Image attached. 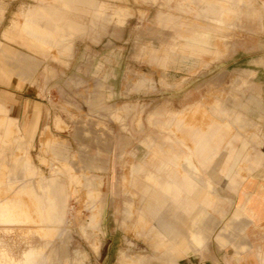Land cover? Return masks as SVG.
Segmentation results:
<instances>
[{
    "label": "rangeland",
    "instance_id": "374dc122",
    "mask_svg": "<svg viewBox=\"0 0 264 264\" xmlns=\"http://www.w3.org/2000/svg\"><path fill=\"white\" fill-rule=\"evenodd\" d=\"M104 1L109 5L97 15L111 20L103 28L67 36L70 49L47 45L37 54L1 36L36 1L0 0V41L40 60L21 86L2 65L0 207L20 220L0 224V253L21 264H104L101 254L110 247L107 264H204L203 253L214 247L221 264H264V223L232 217L249 181L264 201V0L224 2L231 7L222 15L223 38L213 37L209 52L192 57L179 47L207 23L197 10L202 0ZM225 107L247 115L261 164L236 184L217 175L225 150L219 154L204 174L219 203L208 209L203 244L173 259L126 218L130 163L146 153L180 156L186 129L204 127ZM35 110L37 129L26 143L16 124L21 128Z\"/></svg>",
    "mask_w": 264,
    "mask_h": 264
},
{
    "label": "crops",
    "instance_id": "0c3cea01",
    "mask_svg": "<svg viewBox=\"0 0 264 264\" xmlns=\"http://www.w3.org/2000/svg\"><path fill=\"white\" fill-rule=\"evenodd\" d=\"M35 1V5L22 8L10 19L1 36L37 54H45L47 45H63L70 49L72 39L67 36L95 32L111 20L109 15H97L96 10L107 4L104 0ZM202 1L203 4L197 10L199 15L207 19V23L197 25L179 47L189 57L209 52L213 37L223 38L222 15L231 7L224 2L230 3L232 0ZM180 8L185 9L183 6ZM161 15L173 19L169 14L160 12ZM3 16L4 9L0 7V22ZM39 63V59L18 54L0 41V75L5 74L2 65L9 64L8 72L17 79L18 86L32 81L33 69ZM241 107L247 109L243 104ZM0 108L7 111L2 101ZM246 116L228 107L216 109V114L208 118L204 127L186 129L189 143L183 142L184 150L180 156L173 153H146L140 158L134 157L129 166V177L125 178L131 197V207L125 214L134 225L145 227L142 234L153 241L154 248L161 246L166 254L176 259L180 256L188 258L191 252L202 246L204 234L210 227L208 209H216L219 203L211 180L204 174L223 150L225 152L217 166V175L224 174L236 184H241L246 175L261 164L263 154L258 148L260 142L251 143L253 137L246 130ZM12 119L15 121V118ZM38 119L39 112L35 110L30 118L24 120L21 128L16 124L26 143L32 141ZM233 124H236L234 130ZM130 153L133 154L132 151ZM87 180L88 187H93L92 179ZM250 183L242 185L232 217L238 219L245 216L250 221L264 223L263 198L258 192L250 191ZM61 210L64 211L63 208ZM106 244L110 245L111 240ZM217 251L219 249L209 247L203 253L202 262L221 264L222 261L215 256ZM101 256L104 264L112 262L111 248ZM248 260L240 264H255L251 258Z\"/></svg>",
    "mask_w": 264,
    "mask_h": 264
},
{
    "label": "bare ground",
    "instance_id": "6f19581e",
    "mask_svg": "<svg viewBox=\"0 0 264 264\" xmlns=\"http://www.w3.org/2000/svg\"><path fill=\"white\" fill-rule=\"evenodd\" d=\"M19 216H20L19 213L12 211L11 209L7 207H0V222L1 223L18 222L20 220ZM0 259L2 262L7 260L11 264H21L20 262L13 260L11 257H9L5 253L0 254Z\"/></svg>",
    "mask_w": 264,
    "mask_h": 264
}]
</instances>
